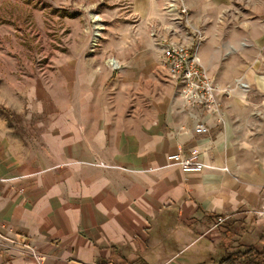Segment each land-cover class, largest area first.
<instances>
[{"label":"crops","instance_id":"0c3cea01","mask_svg":"<svg viewBox=\"0 0 264 264\" xmlns=\"http://www.w3.org/2000/svg\"><path fill=\"white\" fill-rule=\"evenodd\" d=\"M124 1L149 43L191 45L199 30L207 46L221 38L237 51L202 58L222 88L220 113L170 85L160 105H130L140 113L99 105L71 119L66 108L61 127L36 138L39 152L14 150L27 140L0 118V264H221L264 251V0H184L188 27L178 0ZM193 149L201 173L168 160Z\"/></svg>","mask_w":264,"mask_h":264},{"label":"rangeland","instance_id":"374dc122","mask_svg":"<svg viewBox=\"0 0 264 264\" xmlns=\"http://www.w3.org/2000/svg\"><path fill=\"white\" fill-rule=\"evenodd\" d=\"M125 13L124 0H0V118L27 140L13 142L14 150L39 152L44 143L36 138L52 121L60 128L68 107L71 119L97 113L99 105L126 115L141 112L130 105H160L167 86L177 95L159 63L160 42L149 43L146 27ZM201 33L199 41L190 32L201 58L237 52L221 38L207 46ZM241 41L245 51L249 41ZM114 56L121 66L112 65Z\"/></svg>","mask_w":264,"mask_h":264},{"label":"built area","instance_id":"2783aa9c","mask_svg":"<svg viewBox=\"0 0 264 264\" xmlns=\"http://www.w3.org/2000/svg\"><path fill=\"white\" fill-rule=\"evenodd\" d=\"M178 1L181 5L180 12L183 15V22L190 26L188 8L184 4V0ZM171 10H174L173 4ZM195 33L200 41L202 39L201 31L195 30ZM160 46L162 65L170 79L176 84L178 97L187 105L201 106L208 113H220L219 96L222 93V88L206 70L199 52V43L187 45L162 40ZM241 86L245 87L246 84L241 83ZM198 128L201 131H206L203 124L198 125ZM168 160L179 166L183 173H201L203 171L202 155L197 149L186 154L179 150L169 155ZM257 214L264 217V207ZM223 221L225 219H219L218 223ZM17 244L30 248L27 243L17 242ZM33 255L39 260L42 259L34 251Z\"/></svg>","mask_w":264,"mask_h":264},{"label":"trees","instance_id":"16d2710c","mask_svg":"<svg viewBox=\"0 0 264 264\" xmlns=\"http://www.w3.org/2000/svg\"><path fill=\"white\" fill-rule=\"evenodd\" d=\"M262 241L264 243V238ZM221 264H264V251L257 252L250 250L245 253H233L223 259Z\"/></svg>","mask_w":264,"mask_h":264},{"label":"bare ground","instance_id":"6f19581e","mask_svg":"<svg viewBox=\"0 0 264 264\" xmlns=\"http://www.w3.org/2000/svg\"><path fill=\"white\" fill-rule=\"evenodd\" d=\"M112 64H113V66H117V63L114 61V60H112Z\"/></svg>","mask_w":264,"mask_h":264}]
</instances>
